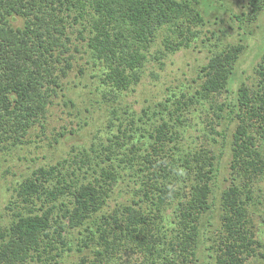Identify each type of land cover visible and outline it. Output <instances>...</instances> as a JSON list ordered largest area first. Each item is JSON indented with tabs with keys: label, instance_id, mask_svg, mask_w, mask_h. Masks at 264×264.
Listing matches in <instances>:
<instances>
[{
	"label": "trees",
	"instance_id": "trees-1",
	"mask_svg": "<svg viewBox=\"0 0 264 264\" xmlns=\"http://www.w3.org/2000/svg\"><path fill=\"white\" fill-rule=\"evenodd\" d=\"M197 5L198 0H0V150L23 144L34 127H43L75 53L85 60L80 74L90 67L107 112L88 145L34 168L17 184L12 218L0 224V264L29 258L59 264L73 249L90 253L76 264H112L115 258L126 264H197L202 218L214 204V145L224 136L218 126L226 119L234 122L233 177L219 195L214 264H247L264 256L250 207L256 182L264 180V52L253 80L235 90L229 84L242 43L215 50L190 90L171 89L139 111L122 100L139 84L149 53L160 62L165 53L190 47L205 22ZM263 9L264 0H247L235 17L254 25ZM203 101L210 108L205 141L177 155L173 149L187 113ZM115 190L127 201L106 210ZM71 229L78 231L75 246L66 235Z\"/></svg>",
	"mask_w": 264,
	"mask_h": 264
},
{
	"label": "rangeland",
	"instance_id": "rangeland-1",
	"mask_svg": "<svg viewBox=\"0 0 264 264\" xmlns=\"http://www.w3.org/2000/svg\"><path fill=\"white\" fill-rule=\"evenodd\" d=\"M247 0H198V9L204 17V25L200 34L191 43L190 47L181 48L173 53H165L160 62L154 60L149 53L139 84L132 93H126L122 100L136 111L149 102L162 100L171 89L184 88L190 90L196 85L198 69L207 62L208 57L225 44L242 43L245 47L240 54L235 67L231 83V90H235L243 80L248 83L253 80V68L264 52V9L260 11L254 25L240 22L235 15L245 10ZM259 25L261 28L259 29ZM159 35L156 46L159 45ZM74 39V36H72ZM79 42V41H78ZM161 47V46H159ZM153 48L155 45L153 44ZM73 61V68L64 80V96L62 92L53 97L48 106L43 127H34L19 146H10L0 150V224H8L14 210L11 209L16 200L15 188L17 184L30 172L39 166L55 164L63 158L71 157L75 149L81 145H88L96 130L104 124L106 110L101 96L94 90L95 78L91 77L90 67L79 73V66L84 67V58ZM86 67V66H85ZM210 115L209 103L191 106L187 113V123L181 127L180 136L173 152L185 154L201 146L207 131L206 119ZM224 127V136L217 137L214 145L216 171L213 178L212 208L202 218L199 244L196 251L197 264H214L211 250L214 237L220 226L219 195L232 181L230 169L231 151L229 141L234 122L227 119L218 126ZM61 134V135H60ZM57 139V140H56ZM72 152V153H71ZM262 181V180H261ZM117 190L109 198L104 207L110 210L117 201H127L125 196L117 198ZM254 212V227L260 241L264 243V180L256 182L255 197L250 204ZM167 214H172V207H167ZM69 244L75 246L78 231L69 230L66 233ZM264 254V247H259ZM76 250L67 251L59 259V264H76L82 254ZM21 264H42L34 258L27 259ZM108 264V263H106ZM112 264H126L120 259ZM247 264H264V256L250 257Z\"/></svg>",
	"mask_w": 264,
	"mask_h": 264
}]
</instances>
